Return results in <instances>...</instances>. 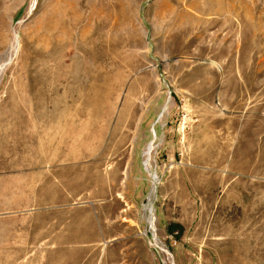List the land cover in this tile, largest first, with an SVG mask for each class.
Wrapping results in <instances>:
<instances>
[{
	"label": "rangeland",
	"instance_id": "rangeland-1",
	"mask_svg": "<svg viewBox=\"0 0 264 264\" xmlns=\"http://www.w3.org/2000/svg\"><path fill=\"white\" fill-rule=\"evenodd\" d=\"M0 69V264H264V0H0Z\"/></svg>",
	"mask_w": 264,
	"mask_h": 264
},
{
	"label": "bare ground",
	"instance_id": "bare-ground-1",
	"mask_svg": "<svg viewBox=\"0 0 264 264\" xmlns=\"http://www.w3.org/2000/svg\"><path fill=\"white\" fill-rule=\"evenodd\" d=\"M15 45L17 46V47H19L20 46V42H19V38H18V36L16 35V38H15ZM0 73H1V69H0ZM165 111V110H164ZM153 136L154 137H156V134H155V131L153 132ZM154 141V140H153ZM153 143V142H152ZM152 145H151V147H149L148 148V150H147V152H146V158H145V167H146V169L148 170V163H149V157H150V154H151V150H152ZM149 172H152V171H149ZM152 176H153V178L156 180V179H158L157 178V175L155 174V173H152ZM148 208V207H147ZM148 211H149V215H150V220H151V225L153 226V224H154V221H155V213H154V210H153V208L151 209V208H148ZM172 264H174V261L172 262Z\"/></svg>",
	"mask_w": 264,
	"mask_h": 264
}]
</instances>
